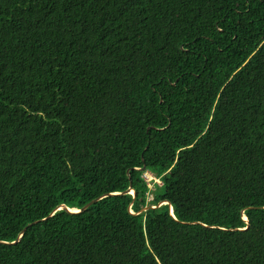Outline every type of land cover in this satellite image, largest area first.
Here are the masks:
<instances>
[{
    "label": "trees",
    "instance_id": "trees-1",
    "mask_svg": "<svg viewBox=\"0 0 264 264\" xmlns=\"http://www.w3.org/2000/svg\"><path fill=\"white\" fill-rule=\"evenodd\" d=\"M0 264H264V0H0Z\"/></svg>",
    "mask_w": 264,
    "mask_h": 264
},
{
    "label": "water",
    "instance_id": "water-1",
    "mask_svg": "<svg viewBox=\"0 0 264 264\" xmlns=\"http://www.w3.org/2000/svg\"><path fill=\"white\" fill-rule=\"evenodd\" d=\"M143 170H145V167L143 168ZM120 194H133V196L134 197H136V193H135V191L133 190V188H129L127 191H125V192H123V193H120ZM113 195H118V194H112V196ZM101 198H99V199H97V200H95V201H93V202H91V203H89L88 205H86L83 209H81V210H76V209H74V210H70V209H68V208H66L65 206H61V207H59L58 209H60V210H62V209H65V210H67L68 212H70V213H79V212H82V211H84V210H86L90 205H92L93 203H95V202H97L98 200H100ZM164 204H170L169 202H167V201H165V202H161L160 204H159V206H161V205H164ZM156 207H147V208H145L144 210L146 211V210H148V209H155ZM171 213H172V215H173V209H172V207H171ZM27 228L28 227H26L24 230H23V232H22V234L27 230ZM22 236V235H21ZM20 236V237H21Z\"/></svg>",
    "mask_w": 264,
    "mask_h": 264
},
{
    "label": "rangeland",
    "instance_id": "rangeland-1",
    "mask_svg": "<svg viewBox=\"0 0 264 264\" xmlns=\"http://www.w3.org/2000/svg\"><path fill=\"white\" fill-rule=\"evenodd\" d=\"M146 179H147V181L153 180L154 179V175L153 174H150V173H147L146 174ZM149 199L150 200L152 199V196L151 195L149 196Z\"/></svg>",
    "mask_w": 264,
    "mask_h": 264
},
{
    "label": "built area",
    "instance_id": "built-area-1",
    "mask_svg": "<svg viewBox=\"0 0 264 264\" xmlns=\"http://www.w3.org/2000/svg\"><path fill=\"white\" fill-rule=\"evenodd\" d=\"M156 182H159L158 180H155ZM160 183V182H159Z\"/></svg>",
    "mask_w": 264,
    "mask_h": 264
}]
</instances>
